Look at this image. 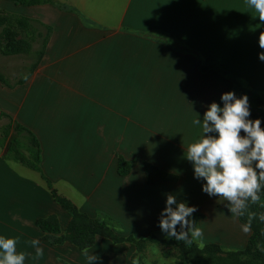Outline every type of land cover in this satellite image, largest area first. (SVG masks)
I'll return each instance as SVG.
<instances>
[{"label": "crops", "instance_id": "obj_1", "mask_svg": "<svg viewBox=\"0 0 264 264\" xmlns=\"http://www.w3.org/2000/svg\"><path fill=\"white\" fill-rule=\"evenodd\" d=\"M9 1H1L4 10L51 26L52 33L24 83L11 88L0 78V113L39 139L40 166L57 192L91 217H113L124 235L136 238L161 232L159 216L173 194L202 216L198 240L237 245L245 239L249 231L239 216L227 201L202 191L204 181L194 178L184 158L201 136L192 121L212 102L223 106L221 94L235 86L230 76L264 92L258 56L264 22L245 0H58L65 9ZM203 57L228 75L214 67L200 70ZM0 72L12 83L22 75L15 78L4 64ZM6 144L0 133V235L19 237L24 264H86L77 245L44 238L38 219L56 214L64 233L71 214L39 171L7 154ZM120 157L135 160L126 175L119 173ZM144 162L178 180L150 183ZM32 239L40 241L43 256L36 258ZM87 249L103 264L136 261L133 242L97 235Z\"/></svg>", "mask_w": 264, "mask_h": 264}, {"label": "clouds", "instance_id": "obj_2", "mask_svg": "<svg viewBox=\"0 0 264 264\" xmlns=\"http://www.w3.org/2000/svg\"><path fill=\"white\" fill-rule=\"evenodd\" d=\"M245 3L264 22V0H245ZM258 43L264 49V35H260ZM258 56L264 61V52ZM220 100L223 106L212 102L202 118L198 115L192 121L201 129V136L187 146L184 158L192 163L194 178L204 181L202 191L210 197L218 196L227 201L229 212L239 216L247 210L249 201L256 203L260 200L259 193L264 190V128L259 118L249 119L246 95L237 97L228 91L221 94ZM196 210L186 201H178L175 195L167 194L158 227L166 238L190 245L203 235L192 220ZM259 220L264 222V213L259 215ZM248 230V226H243L244 232ZM18 242L19 237L0 235V264H24L27 254L17 252ZM29 243L35 249L36 258L43 256L38 239ZM82 255L86 264H103L102 257L87 248L82 250Z\"/></svg>", "mask_w": 264, "mask_h": 264}, {"label": "trees", "instance_id": "obj_3", "mask_svg": "<svg viewBox=\"0 0 264 264\" xmlns=\"http://www.w3.org/2000/svg\"><path fill=\"white\" fill-rule=\"evenodd\" d=\"M11 1H13L15 4H21L25 6L50 3L65 9V7L58 2V0ZM21 18L24 19L25 24L19 32V36L17 37L16 33L11 34V32H7V30H5L2 35L4 42L1 45V50L5 55L25 54L33 56L32 58H34V60L27 66L26 72L23 73L14 83H12V81H10L0 72V78L2 79L4 84L11 88L24 83L33 74L35 68L37 67L45 52L46 46L52 33L51 26L44 25L34 19L26 17ZM40 26H43L42 30H40ZM151 36L153 38H159V36L155 33H152ZM203 58L204 63L200 66V70L204 71L210 67H214L224 75H228L227 72L219 68L212 60L206 57ZM230 77L234 80L235 83L234 90L232 92L235 93L236 89L242 88L245 93L248 91L249 94L253 96V102H257L258 106L252 105L249 119H260L259 112L264 110V92H257L250 88H246L238 79L233 76ZM250 104H252L251 101ZM2 119H7V123L5 125L0 124V133L2 134V140L7 142V154L39 171L48 188L50 189L55 201L71 214L70 223L64 233L62 231L59 218L56 214H51L46 218H40L37 220V224L45 232L44 238L50 243L63 244L65 242H70L77 245L81 249H85L91 247L95 243L96 236L100 235L102 237L110 239L115 244L122 242H133L137 246L138 253L141 244H144L153 239L155 236L159 235L162 236V240L164 242L179 246L181 249L187 252L202 253L205 251L221 250L222 246L220 244L205 243L201 245L197 240L196 242L189 245L183 241H177L175 240V238H166L165 234H163L162 232L152 233L148 237L141 238H136L134 235H124L122 233L123 227L121 223L113 217L102 213H100L97 217H91L86 212L81 211L73 201L60 195L54 188V185L50 181V179H48L43 173L40 166L42 159L41 147L39 139L36 137V135L5 112L0 113V120ZM261 127L264 128L263 121H261ZM10 129L11 133L9 135ZM23 147L27 150L30 156H28L24 152ZM134 165L135 160H126L123 157H120L118 166L119 173L121 175L128 174ZM144 167L147 179L150 183L178 180L177 175L162 170L149 162H144ZM261 193H264V190H262ZM262 213H264V206H262L258 201L256 203H252L251 201H249L247 210L243 215H239L240 222L244 226H248L249 229L253 230V233H251L245 248L231 250L229 252V254L237 255L240 262H245L246 260L264 262V222L259 220V215ZM201 217V215L192 214V220L196 224V226L198 220ZM87 228H89V230H91L92 232L87 231ZM53 235H57L58 240L53 239ZM182 262L183 261H177L176 264H180Z\"/></svg>", "mask_w": 264, "mask_h": 264}, {"label": "rangeland", "instance_id": "obj_4", "mask_svg": "<svg viewBox=\"0 0 264 264\" xmlns=\"http://www.w3.org/2000/svg\"><path fill=\"white\" fill-rule=\"evenodd\" d=\"M1 1H4V4L7 5L10 2L9 0H0V70L1 65L4 64L8 66L11 70H13V75L15 78L19 77L20 74L26 72V64L31 58L30 55H5L2 53L1 45L4 42L2 35L5 30L7 32L16 33L17 37L19 36V32L24 26V19L22 16L17 14H12L4 10L1 6ZM37 47V46H36ZM25 61V62H24ZM26 64V65H27ZM25 66V67H24ZM236 96L246 95L249 101L250 111L252 110V105L258 106L257 102L252 101V95L249 94L242 88H238L235 90ZM250 101L252 104H250ZM264 114V110L259 112L260 120L264 122V119L261 117V114ZM7 123V119L0 120L1 125H5ZM11 133V129L9 130V135ZM22 139V137H21ZM24 152L30 156L27 150L23 147ZM260 200L258 201L261 205H264V193H259ZM249 229V228H248ZM89 232V228L86 229ZM249 233L247 234L245 239H242L241 242L237 245H221L222 248L220 251H205L202 253L199 252H187L181 249L179 246L174 244H168L162 240V236H155L150 241L141 244L139 252L136 254L137 264H176L177 261H183L180 264H264V262L257 261H248L240 262L237 255L229 254L231 250L243 249L247 245L248 239L253 233V230L249 229ZM53 239L58 240L57 235L52 236ZM60 240V239H59ZM201 245L205 244L203 241L198 240Z\"/></svg>", "mask_w": 264, "mask_h": 264}]
</instances>
